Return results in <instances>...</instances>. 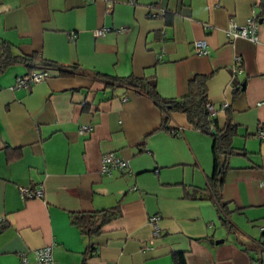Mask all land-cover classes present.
I'll return each instance as SVG.
<instances>
[{
  "label": "crops",
  "instance_id": "crops-1",
  "mask_svg": "<svg viewBox=\"0 0 264 264\" xmlns=\"http://www.w3.org/2000/svg\"><path fill=\"white\" fill-rule=\"evenodd\" d=\"M252 12L256 41L227 34ZM101 26L110 30L95 35ZM198 39L206 53H196ZM2 41L61 69L25 87L15 82L30 66L0 72V264L22 254L33 264L44 245L56 264H176L177 253L185 264H264V0H0ZM102 74L153 78L167 98L208 75L211 118L235 125L221 189L230 228L198 197L210 193L211 135L179 111L160 128L157 103ZM110 151L128 160L126 171H99ZM21 186L42 194L26 197ZM116 204L119 215L95 234L71 222Z\"/></svg>",
  "mask_w": 264,
  "mask_h": 264
},
{
  "label": "trees",
  "instance_id": "trees-1",
  "mask_svg": "<svg viewBox=\"0 0 264 264\" xmlns=\"http://www.w3.org/2000/svg\"><path fill=\"white\" fill-rule=\"evenodd\" d=\"M22 62L30 66L31 69L47 68L50 73L57 72L61 69L60 65L55 61L42 59L33 54H13L10 46L5 41L0 44V72L10 63ZM38 62V63H36ZM28 70V71H29ZM107 80V84L122 85L132 88L140 94H144L157 103L162 109V121L160 128L169 129L167 122L170 114L175 111L183 112L187 121L195 128L211 135V155H212V171L207 177V184L210 193L200 191L198 197H208L216 206V211L222 224L231 227L228 218L229 209L227 203L222 201L221 189L223 176L228 168L227 156L236 149L231 145V138L235 133V125L230 119H226L222 127L216 125L214 117H209L205 107L207 101L206 96V80L207 74H195L188 81L187 92L179 97H163L157 89L155 80L149 77H136L135 75L114 76L101 75ZM171 130V129H170ZM211 194V195H210ZM120 213L118 204L89 212L72 213L70 215L71 222L76 225L82 233L95 234L100 231L101 227L111 219L117 217ZM5 224H0V231ZM176 264H185L182 255H175ZM180 262V263H179ZM256 264H261L257 259Z\"/></svg>",
  "mask_w": 264,
  "mask_h": 264
},
{
  "label": "built area",
  "instance_id": "built-area-1",
  "mask_svg": "<svg viewBox=\"0 0 264 264\" xmlns=\"http://www.w3.org/2000/svg\"><path fill=\"white\" fill-rule=\"evenodd\" d=\"M110 5V4H109ZM110 27L101 26L94 29L95 35H103L105 32L109 31ZM258 17L255 13H251L244 22L237 23L236 21H230L226 31L231 37H245L251 41H256L258 38ZM194 49L196 53H206V42L204 39H198L194 42ZM50 73L47 68H35L27 71V77H17L15 84L17 86L25 87L29 84L35 83L44 79ZM226 103H222L220 108H225ZM205 107L208 112L209 117L213 116L216 112V107L210 101L205 102ZM90 130L89 124H81L78 127L79 132H84ZM178 129H171V134H178ZM259 135H263V130L258 131ZM129 167L128 160L121 157L117 153L110 151L101 154L99 160V171L103 173H109L113 168H119L126 171ZM21 193L26 197H39L42 194V188L34 187L30 189L25 186L19 187ZM159 214L155 213L149 216L148 222L152 227V235L158 236L160 234L159 225ZM4 220V217L0 215V222ZM33 264H56L54 257L52 255L51 245H44L37 247L32 250ZM19 264H30L28 257L24 254L20 256Z\"/></svg>",
  "mask_w": 264,
  "mask_h": 264
}]
</instances>
